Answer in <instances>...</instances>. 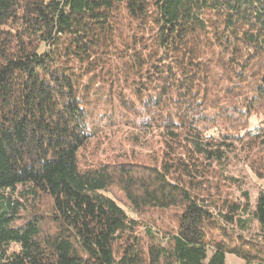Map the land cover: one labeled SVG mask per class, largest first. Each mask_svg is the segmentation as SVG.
<instances>
[{"label": "trees", "instance_id": "1", "mask_svg": "<svg viewBox=\"0 0 264 264\" xmlns=\"http://www.w3.org/2000/svg\"><path fill=\"white\" fill-rule=\"evenodd\" d=\"M258 151L264 0H0V264H264Z\"/></svg>", "mask_w": 264, "mask_h": 264}, {"label": "rangeland", "instance_id": "2", "mask_svg": "<svg viewBox=\"0 0 264 264\" xmlns=\"http://www.w3.org/2000/svg\"><path fill=\"white\" fill-rule=\"evenodd\" d=\"M132 132L123 129V131L117 134H110L106 139H103L98 142H94L93 146L99 147L101 146L100 152L102 155L100 156L102 159H106L110 154L118 155V154H135V153H149L146 149H141V145L139 143L134 145L133 139L130 138V134ZM146 144H150L155 146L158 144V138H148L144 140ZM142 143V142H141ZM143 144V143H142ZM145 144V143H144ZM111 149H113L114 153H111ZM263 152H257V157L259 155V159L264 160ZM232 160L230 163V176L236 180L235 184H227L225 187V192H227L231 198L238 199L240 198L243 192H249L252 203L255 202L256 197L258 196L260 191H264V181L260 180L250 163L246 161V155L244 152H237L232 156ZM232 182V181H231ZM157 214H151L144 216L146 219H150L156 217ZM138 219H143L138 216ZM227 264H244V262L235 256L229 255L227 256Z\"/></svg>", "mask_w": 264, "mask_h": 264}]
</instances>
